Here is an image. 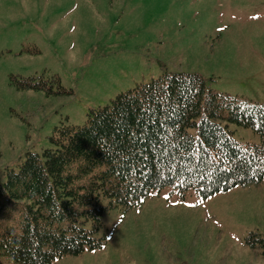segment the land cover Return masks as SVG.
<instances>
[{"label":"rangeland","instance_id":"1","mask_svg":"<svg viewBox=\"0 0 264 264\" xmlns=\"http://www.w3.org/2000/svg\"><path fill=\"white\" fill-rule=\"evenodd\" d=\"M166 72H197L214 90L264 103V0H0V183L28 152L53 147L57 126L84 125ZM54 75L69 92L19 81ZM102 204L94 235L104 245L51 264H264V247L247 242L264 236V178L208 197L166 186L129 208Z\"/></svg>","mask_w":264,"mask_h":264},{"label":"trees","instance_id":"2","mask_svg":"<svg viewBox=\"0 0 264 264\" xmlns=\"http://www.w3.org/2000/svg\"><path fill=\"white\" fill-rule=\"evenodd\" d=\"M49 79L19 81L69 92L58 76ZM229 123L252 127L260 142L236 139ZM51 141L0 183V264L1 256L51 264L102 247L94 233L104 198L129 208L166 186L208 197L262 180L264 103L214 90L197 72H166L92 109L84 125L57 126ZM247 242L264 247V236L251 232Z\"/></svg>","mask_w":264,"mask_h":264}]
</instances>
